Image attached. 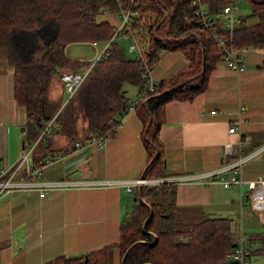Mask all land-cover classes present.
Returning a JSON list of instances; mask_svg holds the SVG:
<instances>
[{
	"label": "trees",
	"instance_id": "trees-1",
	"mask_svg": "<svg viewBox=\"0 0 264 264\" xmlns=\"http://www.w3.org/2000/svg\"><path fill=\"white\" fill-rule=\"evenodd\" d=\"M129 3L130 0H0V47L8 48L13 65V96L25 112L24 145L35 141L32 162L38 160L33 154L43 150L41 141L47 136H40V131L52 117L50 131L54 129L66 142L61 147L47 146L49 155L59 154L72 143L73 136L86 139L93 134L111 135L121 122L122 111L133 104L143 126L141 139L146 164L142 176H164L159 130L166 104L175 99L192 100L203 92L212 70L223 60V53L215 35L200 23L196 14L198 6L192 0H133L126 32L142 44L139 55L129 57L122 44L114 39L108 55L93 64L91 60L71 61L65 55V46L70 42L110 39L116 25L101 16L103 11L114 15L120 6L128 7ZM247 3L248 14L238 16L231 30L217 23V32L235 46L264 48V0H247ZM248 18L254 20L249 22ZM50 27L53 36L46 41L42 34ZM15 31L35 35V45L25 61L19 59L12 47ZM174 49L185 54L187 63L146 93L142 86L146 80L144 65L151 69L162 52ZM78 65L89 68L84 80L93 76L99 84L95 94L82 101L73 124H63L58 106L64 95L53 99L52 83L56 76L60 80L61 72ZM130 85L137 87L131 100L127 96ZM97 100L99 103H95ZM1 165L0 154V170ZM168 184H145L137 189L134 193L137 202L125 213L116 242L81 255H58L41 264H111L113 248L118 252V264H229L226 255L236 238L232 234L231 218L211 215L196 206L158 201V195L169 193L172 183ZM248 239L253 263L260 259L256 264H264V228Z\"/></svg>",
	"mask_w": 264,
	"mask_h": 264
},
{
	"label": "crops",
	"instance_id": "crops-1",
	"mask_svg": "<svg viewBox=\"0 0 264 264\" xmlns=\"http://www.w3.org/2000/svg\"><path fill=\"white\" fill-rule=\"evenodd\" d=\"M221 3L222 0L203 2L210 15L223 27ZM248 11L245 9L236 16L246 15ZM107 15L113 14L105 10L101 16L109 21ZM253 20L248 18L249 22ZM39 30L42 31V27ZM52 34L50 27L42 35L49 41ZM34 37V33L23 31L13 34L12 47L21 61H25L24 58L29 55ZM103 42H70L65 46L64 53L69 58L68 48L72 43L95 46ZM6 49L5 56L1 54L5 59V67L0 72L1 170L16 161L11 162L8 153L11 130L21 125L22 133V123L25 121L24 108L18 105L13 96V65ZM263 57L264 48L251 47L244 55L246 67L239 72L228 68L225 61L220 60L212 70L208 87L203 92L192 100L175 99L166 104L164 121L159 130L164 155L163 179L202 173L255 150L258 152L254 156L243 161L241 175L248 182L264 178ZM187 61L179 49L162 52L151 68V77L156 82L165 80ZM75 69L83 71L86 67L78 65ZM51 93L56 100L64 95L57 76L52 83ZM212 109L215 110L213 113L210 112ZM238 113L239 132H229L228 127L238 117ZM142 128L140 118L134 110H130L114 132L106 137L102 147L95 145V148H90L91 144L85 142L87 138L73 136L72 143L59 152L63 159L59 169L44 168L41 175L44 181L62 180L71 181L72 184L50 188L44 195H40L36 187L19 188L13 195L1 194L0 264H41L58 255H81L116 242L120 223L125 213L136 203L134 193L141 186H134L132 191H127L125 184L120 181L140 177L145 167ZM53 134L54 129L44 138L48 143L42 145L43 150L33 154L36 159L48 156L50 148L65 145V138ZM239 136L247 137L240 150L237 144ZM76 140L84 141L80 149H75L73 145ZM226 142L232 143V154L225 153ZM7 177V172L0 173V181ZM22 178L21 173L13 177L18 181ZM248 182L241 186L232 183L226 187L207 177L178 181L172 183L167 195H158L156 199L162 202V197L171 196L168 202L200 207L210 214L225 212L228 215L235 201H246L248 211L242 213L241 227L244 230L245 224L252 225V234H256L264 228V209L257 211L251 207ZM161 183L169 185L168 181ZM255 215L263 225L262 229ZM240 234L245 235L243 232ZM240 234L237 233L235 237ZM112 251L118 263L117 249L113 248Z\"/></svg>",
	"mask_w": 264,
	"mask_h": 264
},
{
	"label": "built area",
	"instance_id": "built-area-1",
	"mask_svg": "<svg viewBox=\"0 0 264 264\" xmlns=\"http://www.w3.org/2000/svg\"><path fill=\"white\" fill-rule=\"evenodd\" d=\"M133 0H130L128 7L120 6V9L114 13V15L120 18V22L116 25L115 32L113 36L105 41V45L102 50L95 55L93 59H91V64L96 61H99L105 56L108 55L110 49V42L117 35H121L124 38L129 39V49L131 51H136V55H139L143 46L138 40V38L131 33L126 32V28L130 24V17L132 14L131 5ZM192 3L197 5L196 14L198 15V19L200 23L209 29L216 37L220 50L223 53V60L226 63V66L230 69H233L237 72L242 71L246 67L245 62V52L249 50L250 46H235L232 43H229V39H227L224 35L217 32V19L210 15L209 10L204 6L201 0H192ZM238 0H226L222 6V24L225 30H231L237 20V16L235 11L238 9ZM105 11V10H104ZM89 68L84 69L83 71L79 70H70L63 71L60 73V80L62 82V91L64 94V98L66 100L70 99L77 88L80 86L82 81L84 80ZM150 66L144 65V73L143 77L146 80L143 82V88L146 93L152 91L157 82L154 81L151 77ZM133 110V104L127 109L122 111V116L120 117V121L124 119L125 114ZM215 110L212 109L210 112L213 113ZM240 111V110H239ZM54 122V117L50 120L46 121L45 126L40 131V136H45L50 132V128ZM240 129V116L238 113V117L230 123L228 127L229 132L238 131ZM24 134V132H22ZM107 135L104 134H93L91 137L87 138L85 142L88 144H95L98 147H102L104 145L105 139ZM247 137L242 138L239 136L237 140L238 149L240 150L242 142L246 141ZM35 143H29L27 146H23L20 149L19 155L16 161L8 168L4 170H0V173H8V177L5 180L0 181V195L1 194H9L13 195L14 192L19 188L32 189L38 188L40 195H44L48 189L53 187H58L63 184L69 185L72 184L71 181H44L41 180V175L43 168L49 164H51L55 159L52 156H45L36 162H32L30 159L31 152L33 150ZM84 144V141L76 140L73 145L76 147L75 149H80ZM224 151L225 153L232 154V143L226 142L224 143ZM258 150L252 151L246 155H239L229 160L226 163H222L219 166L205 170L202 173H196L190 176H178L171 177L169 179H163L162 177L156 178H146L142 175L137 177L134 180H122L120 183L125 184L127 191H132L134 186L145 185L148 183H161L163 181H168V183H174L178 181H185L191 179H199L203 177H207L210 181H217L221 183L223 186H229L232 183H237L240 186L246 184L248 181L243 179L241 175V165L243 161L254 156ZM57 156V154L53 155ZM57 158V157H56ZM21 173L22 180H14L13 177ZM108 183V182H107ZM251 188L249 195V202L253 209L257 211H262L264 209V178H260L257 180L248 182ZM251 255V242L248 237L240 234L235 238L234 245L232 249L227 253L226 258L229 264H251L250 262Z\"/></svg>",
	"mask_w": 264,
	"mask_h": 264
},
{
	"label": "rangeland",
	"instance_id": "rangeland-1",
	"mask_svg": "<svg viewBox=\"0 0 264 264\" xmlns=\"http://www.w3.org/2000/svg\"><path fill=\"white\" fill-rule=\"evenodd\" d=\"M238 5H239L238 9L235 11L236 14L238 12H240V13L244 12L245 9L249 10L247 0H238ZM107 18L109 19L110 22L114 23L115 25H117L121 20L120 18H118L114 15H112V16L107 15ZM252 19H254V18H252ZM115 40H116V42H119L120 44H122L126 54L129 57H134L136 55V51H131L129 49V39L124 38L119 34V35H117ZM34 45H32V48ZM104 45H105V41L103 43L96 44L95 46H92L89 43H87V44H85V43H72L68 48V56H69L71 61L90 60V59H93L95 57V55L102 50ZM5 51H7L6 48L0 47V72L3 71L4 67H5V59L2 58V56H1V54L5 56V54H4ZM25 58H24V60H25ZM72 70H77V69H72ZM65 71H70V70H65ZM79 71H82V70H79ZM94 79L95 78L93 76H91V78L89 80H84L82 82L81 86L76 90L75 94L73 95V97L71 99L66 100L65 98H63V101L60 102V105L58 106V108H59L58 111L61 109V115H60L61 119L60 120L63 124L72 122L73 119H77L79 116L78 108L81 105L82 101H86L88 98H90L91 95L95 94V88L98 86L99 80H97V79L94 80ZM127 89H128L127 96L129 97V99L130 100L134 99L136 96V92H137L136 86L130 85L127 87ZM66 101H68V102H66ZM97 102H98V100L95 103H97ZM63 105H64V107L62 108ZM23 112H24V110H23ZM23 123H25V121ZM23 123H22V125H23ZM71 124H73V122ZM20 128H21V125L15 126L11 130V135H10L11 143L8 146L9 147L8 153L10 154L11 159H12L11 162L16 160V157L19 155V152H20L19 151V148L21 146L20 145V143H21ZM4 129H6V127H4ZM53 135H55V134H53ZM47 143H48V140L43 138L41 141V144L43 146H46ZM91 145H94V146L92 147ZM91 145H89L90 148H95V144H91ZM48 156H52V158L55 160L51 164L45 166L44 168L45 169H47V168L48 169H54V170L59 169V167L61 166V164L63 162V159L61 158L62 154H57V156H53V155H48ZM44 168H43V170H44ZM153 184H160V183H148V185H153ZM131 197H133V196H131ZM165 198L162 197L161 200L163 203L167 204L168 200L171 199V196H167ZM136 202H137V200H136ZM246 205H247L246 201L237 200L232 204V207L229 210L230 215H228L225 212H222V213L214 212L211 214H213L215 216H228V217L231 216L232 217V219H231L232 234L234 236H236L237 233L240 234L243 232L247 237L252 238L254 236V234H252V232H254V231H252V225H246L245 224L244 230L241 227L242 226L241 225L242 213L244 214L245 211H248L246 209ZM255 219L260 224L256 215H255ZM260 228L261 229L263 228L262 224H260ZM252 260H254V257L250 258L251 264H256V263L261 261L260 259H258V260H255V262L253 263ZM226 261H227V258H226ZM110 263L111 264H118L117 263V257L114 254V252H112V256L110 258Z\"/></svg>",
	"mask_w": 264,
	"mask_h": 264
},
{
	"label": "water",
	"instance_id": "water-1",
	"mask_svg": "<svg viewBox=\"0 0 264 264\" xmlns=\"http://www.w3.org/2000/svg\"><path fill=\"white\" fill-rule=\"evenodd\" d=\"M21 135H23V133H21ZM24 146V140L23 139H21V147H23ZM136 197L134 196V199H135Z\"/></svg>",
	"mask_w": 264,
	"mask_h": 264
}]
</instances>
